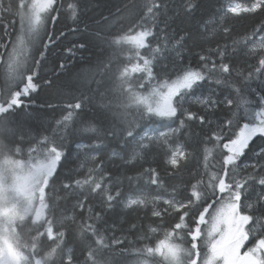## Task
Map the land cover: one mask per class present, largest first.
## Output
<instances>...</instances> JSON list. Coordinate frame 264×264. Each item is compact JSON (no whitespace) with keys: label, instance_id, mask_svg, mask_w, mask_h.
I'll return each instance as SVG.
<instances>
[{"label":"snow or ice","instance_id":"obj_1","mask_svg":"<svg viewBox=\"0 0 264 264\" xmlns=\"http://www.w3.org/2000/svg\"><path fill=\"white\" fill-rule=\"evenodd\" d=\"M201 6L0 0V264H264V21L229 27L264 0ZM61 17L89 34L67 54L100 51L73 92L44 78L71 99L41 104L60 117L36 131ZM160 155L173 178L195 161L183 187L148 164Z\"/></svg>","mask_w":264,"mask_h":264},{"label":"trees","instance_id":"obj_2","mask_svg":"<svg viewBox=\"0 0 264 264\" xmlns=\"http://www.w3.org/2000/svg\"><path fill=\"white\" fill-rule=\"evenodd\" d=\"M105 0H99V3L102 5ZM115 2V0H113ZM174 2L178 3V0H174ZM223 0H199L201 3V8L196 12V18L200 19L201 17L206 18L207 14L214 10L218 3H222ZM88 15H92L91 12ZM264 21V17H261L259 14H243L240 17H231L229 21V27L232 29L233 38H240L244 36L246 33L255 29V27L261 22ZM195 20L189 22L184 21L182 19H177L176 26L178 28H191L195 24ZM81 28L84 27L83 23L80 25ZM72 22L65 20L61 17L54 25L50 24L49 29L53 31L56 35L64 32L65 35L60 38V40L52 47L47 61L39 68V77L38 82L41 87L38 93H34L33 96L35 98V103L32 105L34 114L36 116L35 125L36 131H41L42 127H46L47 124L55 119L60 117V110L57 109L53 111L48 108H41L40 105L44 104L46 101L57 100V99H71L70 96L65 97H57L55 88H48L44 85V78H51L57 83H67L70 85L69 88L65 89L66 92H73L75 90L76 76L80 73L82 76L86 73L90 74V64L95 62V58L98 55L100 49L98 48H90L88 50H77L75 56H71L66 53V49L72 48L74 44H78L82 40L88 38V33H84L83 35L80 33H72ZM199 49L193 51V53L186 54L185 63L189 61L195 66L198 63V57L196 56V52ZM62 61H66L67 68L65 71L61 72L59 76L56 75L59 72V65ZM94 86V85H93ZM193 109L195 110V105H193ZM193 136L202 135L201 128L197 124L193 125L192 128ZM35 134V132L33 133ZM148 164H151L152 167H159L162 173V179L168 182L170 191L171 184L175 183L178 188L183 187L180 183L181 180H187L192 170L195 169V161H193L189 170L178 173L175 178L163 173V156H154L150 157L148 160ZM145 166H148L147 164ZM143 215V212H141ZM149 218H151L149 213ZM155 243V240L152 241Z\"/></svg>","mask_w":264,"mask_h":264},{"label":"rangeland","instance_id":"obj_3","mask_svg":"<svg viewBox=\"0 0 264 264\" xmlns=\"http://www.w3.org/2000/svg\"><path fill=\"white\" fill-rule=\"evenodd\" d=\"M162 235H163V234L161 233V237H162Z\"/></svg>","mask_w":264,"mask_h":264}]
</instances>
